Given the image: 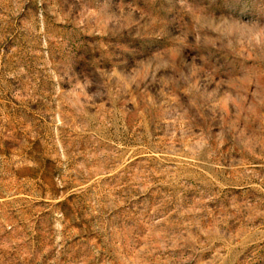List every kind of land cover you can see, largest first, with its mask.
Returning a JSON list of instances; mask_svg holds the SVG:
<instances>
[{"label": "rangeland", "instance_id": "rangeland-1", "mask_svg": "<svg viewBox=\"0 0 264 264\" xmlns=\"http://www.w3.org/2000/svg\"><path fill=\"white\" fill-rule=\"evenodd\" d=\"M0 264H264V0H0Z\"/></svg>", "mask_w": 264, "mask_h": 264}]
</instances>
